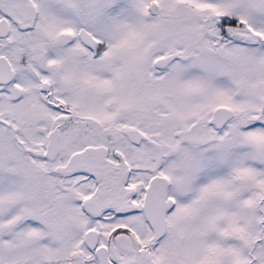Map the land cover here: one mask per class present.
I'll use <instances>...</instances> for the list:
<instances>
[{
	"label": "rangeland",
	"instance_id": "rangeland-1",
	"mask_svg": "<svg viewBox=\"0 0 264 264\" xmlns=\"http://www.w3.org/2000/svg\"><path fill=\"white\" fill-rule=\"evenodd\" d=\"M36 1L35 26L20 30L13 24L0 40V54L9 52L16 79L0 85V264H69L81 245L86 224L77 201L89 192L90 181L80 174L58 179L43 152L50 131L73 108L92 116L83 122L93 127L80 132L75 127L81 129L82 122L72 130L71 119L63 121L65 156L102 143L105 135L123 143L118 123L130 119L154 137L189 129L183 158L170 160L167 155L178 153L179 144L171 148L163 140H154L150 150L157 158L166 155L167 172L209 202L201 212L188 209L179 229L178 260L171 264H264V213L256 209L257 199L250 211L246 197L229 198L244 189L245 176L254 185L253 197L264 193V126L259 124L264 121V0ZM75 25L94 33L93 58L79 59L78 46L65 44ZM252 33L261 36L259 48L249 47L245 35ZM165 54L177 59L158 72L154 59ZM122 77L137 78L134 104L121 106ZM48 80L55 95L67 101L62 100V113L37 95L39 82ZM215 104L230 106L237 115L221 143L204 148L197 140L210 136L203 122ZM241 113L253 117L248 131L240 130L251 122ZM159 256L163 260L161 248Z\"/></svg>",
	"mask_w": 264,
	"mask_h": 264
},
{
	"label": "flooded vegetation",
	"instance_id": "flooded-vegetation-1",
	"mask_svg": "<svg viewBox=\"0 0 264 264\" xmlns=\"http://www.w3.org/2000/svg\"><path fill=\"white\" fill-rule=\"evenodd\" d=\"M7 11L9 14H4L0 11V20L2 18L7 20L9 33L13 24L20 30H27L31 25L35 26L40 15L39 2L36 0H10ZM76 27L75 25L74 29L70 31V38L65 44L79 47L81 51L77 52L78 47L75 51L79 59H84L87 55L93 58L95 44L89 46L83 43L79 37V33L81 30L90 33L96 43L94 33L88 28ZM220 32L227 38L229 37L223 26L222 29L220 28ZM253 34L255 33L251 35ZM251 35H245L246 40L250 42L249 47L259 48L260 44L258 42L261 38L257 39L258 42L256 44H252L249 38ZM6 37H0V40ZM48 53L47 50L43 51L42 58L45 62L49 56ZM8 54L9 52L5 49L0 56L7 58L13 69V75L11 81L6 84L0 83L1 86H8V84L16 82L14 65ZM173 55H175V58L165 66H156L155 62L157 60ZM204 58L206 59L205 56ZM176 59V54L160 55L159 57H155L153 65L158 72H165L170 69ZM211 59L210 61L212 62ZM27 64L30 68L31 65L28 61L25 62V65ZM246 73L248 74L249 71H246ZM122 81L123 83H120L122 85L121 106L134 104L138 89L135 85L137 78L122 77ZM44 83L48 85L45 89L42 88ZM167 84L171 85V83ZM39 85L41 89L40 94L37 95L40 97V100L45 105L47 101H49V106L56 105L58 111L62 113L66 109L62 104V100L66 101V99L62 97L58 98L55 95L56 90L52 88L54 85L50 80L46 82L40 81ZM162 106L164 110H168L164 103H162ZM222 110L223 112H221ZM217 111L219 112L217 113ZM152 113L154 116V109ZM235 115H237V111L230 108V106L215 104L210 108L206 121L203 122L204 125L209 127L211 134L208 138L207 136L201 137V140H197V143H200L199 145L204 148L206 146L215 147L216 144L221 143L222 133L226 132L229 122L232 121ZM241 115L246 120L251 121L253 119L248 114L241 113ZM260 115L264 118V105ZM84 118L93 120L92 116L89 119L84 114L81 115L78 108H73L66 115V118L60 119L54 126L53 130L56 129L59 136V147L57 154L52 159L46 156L49 140L43 144L44 157L53 165L58 179L59 175L73 176L80 174L85 177V180L90 181L91 188L89 192L77 201L79 213L84 218L86 226H84V237L81 240V245L77 250H73V253H75L73 259L76 260L74 264H168V259L171 258L172 260L169 264L176 263L180 239L179 229L181 222L189 212L188 209H192L194 212H201L204 207L209 206V202L201 194V191L195 196L196 192L189 189V184L185 185L180 177L176 180L167 172L165 169L166 155H160L157 158V156L150 154V150L151 146L154 145V140H163L171 148L179 144L178 153H172L171 151L167 155L170 160L173 158H183L182 150L184 144L186 145L189 142V129L186 130L182 127L178 132H176L177 129L172 132L161 131L160 134L154 137L152 133L141 126L140 121L130 119L127 125L123 122L118 123V129L123 134V143H116L109 135H105V140L102 143L86 144L80 149L70 151L65 156L62 146L63 131L60 129V126L63 121L68 122L67 120L71 119L72 123L69 124L68 128L73 130V127H75L73 125L80 121L82 124L78 126L81 129L75 127V130L90 132L93 127L92 123L87 121L85 124L83 122ZM253 124H255L253 121L244 124L240 130L248 131L254 127ZM259 124L263 127L264 121H260ZM90 125L92 127H89ZM53 130L49 133V139ZM133 131L139 136L138 139H133L134 136L131 134ZM157 142L160 143V141ZM225 142L228 144L230 140H226ZM171 148H167V150L170 151L172 150ZM134 152H137L136 156L132 154ZM182 164H179L178 168L188 167ZM173 169L177 170V167H173ZM203 180L204 178L200 180L199 185L203 183ZM242 183L244 189L231 194L229 198L239 195L246 197L247 202L244 201L246 203L245 208L248 210V207H250V211H252L253 201L257 199L256 209L264 213V193L255 196L257 198L253 197L254 185L249 176H245ZM221 198L220 194L215 196L217 202ZM88 233L90 236L93 235L89 243L86 242ZM159 248H161L163 260L159 256ZM251 252V247H247L245 250L247 259L249 255L252 256ZM73 259L69 264H73ZM249 261L247 262L249 263Z\"/></svg>",
	"mask_w": 264,
	"mask_h": 264
},
{
	"label": "water",
	"instance_id": "water-1",
	"mask_svg": "<svg viewBox=\"0 0 264 264\" xmlns=\"http://www.w3.org/2000/svg\"><path fill=\"white\" fill-rule=\"evenodd\" d=\"M9 2H10V0H0V11H2L4 14H9V12L7 11V8L9 7ZM156 7H157V4L152 3L150 8H149L150 12H154ZM8 33H9V24L5 18H2L0 20V37H6L8 35ZM79 37L83 43H85L89 46L94 45V39H93L91 34L81 30L79 33ZM256 37L261 38L260 35H258V34H253L252 36H249L252 44H256L258 42ZM252 38H254V39H252ZM174 58H175V55L169 56L167 58L159 59L155 62V64H156V66L163 67L169 61H171ZM12 75H13V69L11 67V64L9 63V61L7 60V58L5 56H0V83L1 84L8 83L9 81H11ZM47 86L48 85L46 83H44L42 85V88L45 89ZM218 112L219 111H217V113ZM221 112H223V110ZM131 134H133V136H134L133 139H138L139 136L136 135V133L134 131ZM58 139H59L58 132L55 129L50 134V139H49V142H48L47 148H46V156L51 158V159L57 154L58 147H59ZM92 237H93V235L90 236L88 233L86 242L89 243L90 239Z\"/></svg>",
	"mask_w": 264,
	"mask_h": 264
}]
</instances>
